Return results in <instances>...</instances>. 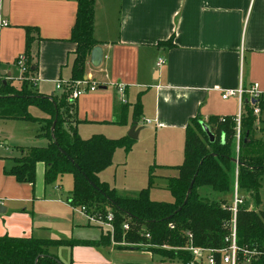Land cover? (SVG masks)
<instances>
[{
  "label": "crops",
  "instance_id": "0c3cea01",
  "mask_svg": "<svg viewBox=\"0 0 264 264\" xmlns=\"http://www.w3.org/2000/svg\"><path fill=\"white\" fill-rule=\"evenodd\" d=\"M76 1L0 0V19L7 22L0 28L3 81L20 89L22 73L16 60L25 54L29 32L33 90L61 95L55 84L71 77L76 44L69 37ZM93 37L103 54L99 66L90 63V54L85 62L84 76L97 89L75 102L72 125L80 138L127 136L138 95L142 106L130 150L116 148L111 165L98 173L111 188L108 173L148 178L150 166L154 180L160 178L167 186V178L177 176L176 167L183 162L185 129L192 118L200 116L206 124L210 116H235L239 100L222 99L224 90L256 82L264 91V0H95ZM170 37L172 45H160ZM159 58L164 62L157 66ZM126 103V123L116 124ZM28 111L36 119L47 117L40 109ZM256 127L264 129L261 115ZM43 130L41 121L0 118V236L97 241L102 228L68 203L71 174L46 185L42 162L36 163L34 184L4 174L14 164L12 158L20 155L17 147L48 145ZM258 133L255 138H263L264 132ZM67 175L72 184L63 191ZM126 194L118 193L130 197ZM47 251L63 264H184L112 242L49 245Z\"/></svg>",
  "mask_w": 264,
  "mask_h": 264
},
{
  "label": "trees",
  "instance_id": "16d2710c",
  "mask_svg": "<svg viewBox=\"0 0 264 264\" xmlns=\"http://www.w3.org/2000/svg\"><path fill=\"white\" fill-rule=\"evenodd\" d=\"M74 24L69 40L76 44L74 60L71 67L70 81L83 79L84 67L88 55L98 42L93 37L95 0H77ZM29 31V28H27ZM26 33V65L28 72L35 71L29 59V47L32 38ZM172 37V36H171ZM171 37L160 45L171 44ZM159 45V44H158ZM24 76H27L25 73ZM32 83L23 78L20 89H15L9 82L0 77V118L41 121L44 123L42 135L49 143L45 147H17L20 156L12 158L14 164L4 170V174L12 175L18 182L34 184L36 163L45 165L44 183H53L58 176L69 173L73 177V188L68 203L71 206H85L104 214L108 210L113 214V236L117 242L121 234L129 240H138L135 233L139 224L148 227L150 246H131L144 248L170 259H179L188 264L190 255L180 249L186 245L184 232L192 234V242L196 246L219 249L224 247L226 230L223 222L229 221L231 212L225 199L207 201L198 194L203 186L210 187L219 194L233 191L234 179L237 177L239 191H250L254 195L255 204L261 202L259 190L264 181V137L255 138L258 131V118L253 114L248 103L244 104V115L240 120L239 139L236 141V124L234 116H210L206 125L214 135L210 142L203 130L200 116L192 118L185 129L184 158L177 166L178 175L167 178V190L173 201L155 202L149 199V189L154 184L153 166L148 170V181L135 197L119 196L114 188L98 178V173L111 165L116 148L130 150L133 140L125 136L119 139H108L102 135H93L81 139L75 127L63 114L72 104L68 102L67 91L60 96H44L32 88ZM260 109L264 102L259 103ZM35 106L47 117L36 119L28 111ZM122 105L116 124L126 123V109ZM139 95L133 104L132 120L138 122L141 114ZM75 106L73 108V111ZM64 115V116H63ZM54 124L53 131L51 126ZM133 122V123H134ZM264 132V129L260 130ZM202 137V139H201ZM60 150L64 151L63 154ZM214 154V155H213ZM70 158L73 162H71ZM237 159V163L234 161ZM74 164L78 166L76 169ZM197 172L192 188L187 193L188 185ZM86 178H85V177ZM89 181L94 184L92 187ZM185 201V203H184ZM178 208H180L178 210ZM128 221L129 230L124 232L121 225ZM168 224L174 227L170 228ZM108 238L100 237L97 241L76 240H39L32 237L0 236V264H63L56 256L47 251L49 245H66L72 247L77 243L101 245ZM114 240V241H115ZM169 245L171 249L160 246ZM236 244L240 248H255L259 255L251 259L250 264H264V208L259 211L240 206L236 215ZM175 247V248H174ZM242 256L239 254V260ZM215 264L220 263L219 255Z\"/></svg>",
  "mask_w": 264,
  "mask_h": 264
},
{
  "label": "built area",
  "instance_id": "2783aa9c",
  "mask_svg": "<svg viewBox=\"0 0 264 264\" xmlns=\"http://www.w3.org/2000/svg\"><path fill=\"white\" fill-rule=\"evenodd\" d=\"M7 22L4 19H0V28L6 26ZM17 65L20 68L22 73V80L25 78L26 80L33 82V78L31 73L28 72V67L26 65V55H20L17 60ZM164 62L163 58H159L157 60L156 65L159 66ZM27 76H24V74ZM62 83L61 81L56 82L55 88L56 90H60L61 92L67 91L68 102L72 104V109L75 106V102L77 99L86 93L94 92L97 87L96 84L87 79H80L74 82ZM118 90L122 93L124 90V86L118 85ZM229 97H237L239 100V108L237 114L234 116V121L236 124V140L239 139V126L240 120L244 115V104L248 103L252 108L254 115H259L261 112L260 102L264 101V91L260 90L258 83L253 82L247 87H243L241 84L236 89H228L221 92V98L226 99ZM124 101V100H122ZM220 120H224V116L220 117ZM237 186V177L235 176L234 185H233V196L231 203H227L228 209L231 212V218L229 221L223 222V228L226 230V234L224 237V247L219 249L214 248H205L196 246L192 242V234L189 231L184 232V235L187 239L186 245L181 247L180 249L186 251L190 255V260L188 264H215V257L219 255L221 264H250L251 259L255 256L259 255V252L252 248L251 250L247 248H240L236 244V215L238 208L240 206H244V198L240 196ZM1 203V198H0ZM75 207V206H73ZM77 208L83 212L87 219L91 222H94L96 225L102 228V230L113 234V214L109 210L106 214L96 211L93 209L87 211L85 206H77ZM251 209V208H249ZM170 228L174 226L172 224H168ZM121 228L124 232L129 230L128 221H124L121 225ZM145 239H150V234H144ZM162 247H166L163 245ZM241 253L242 259L239 260V254Z\"/></svg>",
  "mask_w": 264,
  "mask_h": 264
},
{
  "label": "rangeland",
  "instance_id": "374dc122",
  "mask_svg": "<svg viewBox=\"0 0 264 264\" xmlns=\"http://www.w3.org/2000/svg\"><path fill=\"white\" fill-rule=\"evenodd\" d=\"M70 82L71 81L69 80L67 83L69 84ZM263 102H261V103H263ZM29 109H31V110H39V108H37L35 106H30ZM63 114L69 120V123L73 124V119H72V117H73V109L72 108H68L67 110H65V113L63 112ZM259 115H261L262 119H264V111H261V113ZM259 115H255V117L258 118ZM9 128L11 130H13L12 127H9ZM257 132L260 133L261 131L258 130ZM201 139H202V137H201ZM235 139H236V136H235ZM10 145L12 146V143H10ZM4 153L6 154L8 152L4 151ZM19 156L20 155H18L16 157H13V158H17ZM105 177H107V179H108L107 182L114 187V189L116 190L117 194L120 193L121 191H125V192H127L126 195L130 196V197L137 196L138 189L140 187L145 188L146 185H147V181H148L147 176H129V175H123L121 172H118L117 175H114L113 172H111V174L108 173V176H105ZM71 180H72L71 176L67 175V176L63 177L62 183H61L63 191H69V189L71 187V184H72ZM165 183L166 182L163 181L160 178H156L154 180V184L149 189V199L151 201L166 202V203H170V202L173 201V197L171 196L170 192L167 190V186H165ZM261 183H262V188H263L264 187V181H262ZM198 194L202 198L207 200V201H220L222 199H226L229 203H231L232 196H233V191H230V192L225 193V194H219V193L213 191L210 187L203 186V188L200 187L198 189ZM239 194H240V196H242L244 198V207H246L248 209L251 208L252 210H255V211H259V210H262L264 208V205H262L264 203H262V201L258 205L255 204L254 195H253L252 192L243 190V191H240ZM259 194H260L261 200L264 199V188L261 191L259 190ZM106 210H109V208H106ZM135 233L137 235H139V237H140L138 240H129L125 236L123 237V235H125V234H121V239L119 240V242H117L115 240L113 234H110V233H108V232H106L104 230H102V237L108 238L110 243L112 242L114 244H123V245H131V246H138V247H140V246H146L147 247V246L151 245V244L148 243L149 240L145 239V236H144L145 233H148V227L146 225L139 224L137 226V229L135 230ZM103 241L107 242L106 239L103 240ZM164 245L166 247H162L163 245L160 246V247L164 248V249H171L172 248L169 245H166V244H164Z\"/></svg>",
  "mask_w": 264,
  "mask_h": 264
},
{
  "label": "water",
  "instance_id": "95a60500",
  "mask_svg": "<svg viewBox=\"0 0 264 264\" xmlns=\"http://www.w3.org/2000/svg\"><path fill=\"white\" fill-rule=\"evenodd\" d=\"M102 48L100 46H94L92 49H91V52H90V63L93 65V66H99L100 63H101V59H102ZM83 79H86L85 76L83 77ZM5 82V81H3ZM54 124L55 122H53L52 126H51V132L53 131V128H54ZM202 127H203V130L204 132L206 133V135L208 136L209 138V141L210 142H213L214 141V135L212 134V132L210 131V129L208 128V126L204 123H202ZM138 129H136V122H134L129 130V132L127 133V136L131 139H135L137 137V133H138ZM63 154L64 151L60 150ZM214 155V154H213ZM71 162H73L70 158H68ZM234 161L237 163V159H234ZM74 167L77 169L78 166L76 164H74ZM197 172L194 173L193 175V178L191 179L189 185H188V188H187V193L190 192L191 188H192V185H193V182H194V178L196 176ZM85 177V176H84ZM86 178V177H85ZM89 184L92 186V187H95L94 184L92 182L89 181ZM185 203V201H184ZM180 208H178L179 210Z\"/></svg>",
  "mask_w": 264,
  "mask_h": 264
}]
</instances>
